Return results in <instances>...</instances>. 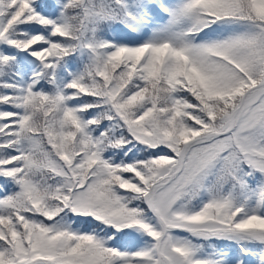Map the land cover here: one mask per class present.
<instances>
[{"label":"snow or ice","instance_id":"6c2138e0","mask_svg":"<svg viewBox=\"0 0 264 264\" xmlns=\"http://www.w3.org/2000/svg\"><path fill=\"white\" fill-rule=\"evenodd\" d=\"M0 264H264V0H0Z\"/></svg>","mask_w":264,"mask_h":264}]
</instances>
